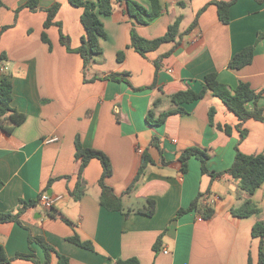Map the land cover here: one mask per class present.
Returning <instances> with one entry per match:
<instances>
[{
  "label": "crops",
  "instance_id": "obj_1",
  "mask_svg": "<svg viewBox=\"0 0 264 264\" xmlns=\"http://www.w3.org/2000/svg\"><path fill=\"white\" fill-rule=\"evenodd\" d=\"M27 1L0 0V56L6 58L3 75L13 84V108L27 117L11 134L0 131V213L16 215L23 204H37L23 212L20 223H0V250L11 258L34 252L44 262L43 249L29 242L33 236L43 237L70 264H117L133 258L138 264H258L261 240L252 232L258 221L264 222V183L250 195L230 176L213 180L203 174L196 158L189 160L184 173L178 159L188 148L206 149L212 156L209 171L221 173L233 165L237 146L245 155H264V121H247L248 135L239 143L237 130L228 136L210 125L212 107L215 124L235 127L239 122L212 93L184 105L190 114L172 115L161 126L149 125L147 114L157 98L190 88L201 91L205 77L212 73L230 90L241 82L257 92L264 90V41L256 43L258 34L264 32V2L237 0L229 9L230 23L224 24L214 3L231 0H159L162 14L148 24H139L130 16L128 2L150 11L149 0H111L113 13L99 16L106 32V38L100 40L103 56L84 75L83 59L61 43L60 28H45L44 10L23 9L14 24L15 10ZM37 1L42 9L61 5L55 22L61 24L71 47L79 48L85 35L83 10L69 0ZM202 9L196 28L179 45L165 43L145 56L131 47L133 28L142 38L155 40L182 17L180 33H184ZM44 33L49 42L43 40ZM253 44L252 64L230 70L232 58ZM173 48L174 53L163 60L156 74L154 62ZM119 53L124 55L120 61ZM111 74H120L129 84L102 79ZM155 80L156 87L150 89ZM258 106L264 112V93ZM169 107L164 102L159 111ZM227 111L235 120L227 119ZM77 136L85 147L109 157L113 173L106 184L122 198L124 212L101 205L103 168L97 159L84 170L85 194L79 201L73 199L80 166L75 157ZM154 139H158L157 146ZM143 154L151 163L133 191L126 194ZM209 189L216 202L211 204L213 217L206 220L188 209ZM43 195L61 199L46 210L40 204ZM148 200L155 202V214L136 212L147 207ZM249 200L259 208L257 215L239 218L232 214ZM129 209L134 211L127 214ZM49 212L55 217H49ZM75 234L92 242L94 250L69 242ZM57 253H51L50 264L59 263ZM10 264L34 263L14 260Z\"/></svg>",
  "mask_w": 264,
  "mask_h": 264
},
{
  "label": "trees",
  "instance_id": "obj_2",
  "mask_svg": "<svg viewBox=\"0 0 264 264\" xmlns=\"http://www.w3.org/2000/svg\"><path fill=\"white\" fill-rule=\"evenodd\" d=\"M152 5V9L149 11L142 5L129 1V14L131 17L135 18L139 24H148L155 19H157L163 12V7L161 6L159 0H149ZM259 3H263L264 0H257ZM69 3L77 8L83 10L81 16V23L85 29V35L81 39V45L77 49L71 47L70 39L65 36L61 30V24L55 22V18L61 8L59 3L53 4L47 9H42L39 6L37 0H28L22 6L15 10L14 24L17 23L20 11L23 9H29L32 12L44 10L47 13V20L44 24L45 28H50L52 26H58L61 32V43L66 47L67 51L70 53H76L83 59V71L84 75L90 70V66L96 58H101L103 56V49L100 45V40L106 38V32L104 25L100 20V15H111L113 13V5L111 0H96V1H84V0H69ZM237 3V0H231L230 2L218 1L214 4L218 9L219 20L224 24L230 23L229 9L231 6ZM180 5H185L183 2ZM202 9L198 12L196 18L189 26V28L184 32L180 33V26L182 23V17L175 20L173 24L168 27L166 34L155 40H146L139 36L137 31L133 28L131 31V47L138 52L140 55L145 56L146 53L158 50L161 45L165 43L174 42L179 45L180 40L184 35L192 32L197 24L198 18L203 13ZM43 40L49 42L47 35L43 34ZM264 41V32H261L257 36L256 43ZM256 44L244 48L241 52L237 53L230 61L228 68L230 70H240L248 65H251L255 55ZM175 48L170 52L160 56L155 62L156 74L162 68V62L166 57L173 54ZM123 53H119V61L123 59ZM5 56H0V131L7 134H11L13 130L22 125L26 121V115L18 112L12 106L13 101V84L8 77L3 75L2 68L4 67ZM94 79H101L95 77ZM93 79V80H94ZM102 79H110L116 82H128L126 78L120 74H111ZM156 87L155 83L150 87ZM148 89V88H146ZM145 90V89H144ZM162 89L160 92L162 93ZM208 93H212L214 97L220 99L231 113H233L237 119L238 124L235 127L230 125L215 124V114L216 110L212 107L209 111V123L211 126H215L218 130L224 132L226 135L231 136L234 130H237L240 134L239 143L243 142L248 135V131L244 128V124L253 119L257 121H264L263 109L258 106V102L261 99L264 90L257 92L253 90L248 83L241 82L237 88L230 90L226 85L220 83L217 79L215 73L208 74L204 79V87L201 91L197 92L193 89H187L185 91L178 92L172 96H165L164 98H157L153 101L151 108L147 114V122L151 126H161L167 121V119L172 115H188L190 114L186 110L184 105L193 104L205 98ZM165 99V100H164ZM169 102L170 107L165 111H159L164 102ZM253 104L252 108H249V104ZM158 139H154L153 145L157 146ZM76 160L80 162L78 170V181L74 191L72 192V197L75 201H79L81 197L85 194L87 184L84 179V170L88 164L93 160L97 159L100 161L103 172L99 180V186L101 188L100 203L109 211L124 212L123 200L120 197L115 196L113 189L106 184V179L111 177L113 173V168L109 157L102 151L85 147L80 140V137L75 139ZM210 153L206 149L199 147H191L186 149L179 157L178 162L181 165L182 172H187L188 162L191 158H196L201 162V170L203 174H208L212 179L220 178L223 176H230L235 181H238L242 190L246 191L248 194L253 195L258 188L264 183V155H245L240 152L238 146L236 147V157L233 165L225 172L216 173L210 172L208 169V162L211 159ZM151 163L148 155L143 154L142 165L133 183L127 189L126 194H129L137 186L141 177L145 173L147 165ZM68 178V177H65ZM53 181L49 182L52 184ZM36 202H30V204H23L22 209L16 214L12 213H0V223L15 222L20 223V217L23 212L29 207H35ZM189 211H196L199 213L203 219H210L214 215V210L211 206V190H207L204 193H200L197 198L192 202ZM134 210H127V214L132 213ZM138 213L153 216L156 212L155 202L152 200L147 201V207L136 210ZM259 213V208L254 205L250 200L246 201L240 208L233 209L232 214L239 218H246L257 215ZM182 214V211L178 215ZM49 217L54 218L55 215L49 212ZM67 222H69L67 220ZM70 223V222H69ZM253 237L259 238L261 240V246L259 250V261L258 264H264V222L258 221L253 227ZM69 242L79 246L83 249L90 251L94 250L92 242H84L81 240L79 235L75 234L73 237L68 239ZM30 244L39 245L44 253L45 260L41 262L37 255L32 252L31 254L18 253L14 257H8L5 250L1 248L0 250V264H10L14 260H28L34 264H50L51 263V253L57 251L46 242L43 237H33L29 238ZM157 250V246L155 247ZM59 258L58 264H70L69 258L57 253ZM117 264H138V260L133 258L129 260H119Z\"/></svg>",
  "mask_w": 264,
  "mask_h": 264
},
{
  "label": "built area",
  "instance_id": "obj_3",
  "mask_svg": "<svg viewBox=\"0 0 264 264\" xmlns=\"http://www.w3.org/2000/svg\"><path fill=\"white\" fill-rule=\"evenodd\" d=\"M1 71L3 73L4 68H2ZM138 151L141 154L143 153V150H141L139 148H138ZM59 199H61V198H53V197H50L48 195H43L41 197V199H40V204L43 206V208H45L46 210H48V209H51L55 205L56 201L59 200ZM214 202H216V200L215 199H212L211 200V204H213ZM164 253L165 254H168L167 251H165Z\"/></svg>",
  "mask_w": 264,
  "mask_h": 264
},
{
  "label": "rangeland",
  "instance_id": "obj_4",
  "mask_svg": "<svg viewBox=\"0 0 264 264\" xmlns=\"http://www.w3.org/2000/svg\"><path fill=\"white\" fill-rule=\"evenodd\" d=\"M4 64H5V62H4ZM3 66H4V65H3ZM5 66H6V65H5ZM219 104H220L221 107L223 106V104H222L220 101H219ZM225 108H226V107H225ZM226 110H227V109H226ZM227 114H228V115H227L228 117L226 116L227 119H228V118H233V119L235 120V117H234L231 113H228V111H227ZM222 117H224V119H226L225 115H223ZM226 121H229V120H226ZM221 192H222V191H221ZM262 218L264 219V217H262Z\"/></svg>",
  "mask_w": 264,
  "mask_h": 264
}]
</instances>
